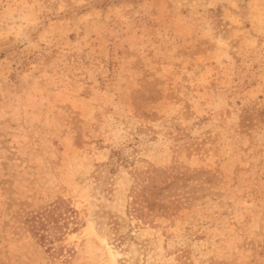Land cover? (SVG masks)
I'll use <instances>...</instances> for the list:
<instances>
[{
  "label": "rangeland",
  "instance_id": "1",
  "mask_svg": "<svg viewBox=\"0 0 264 264\" xmlns=\"http://www.w3.org/2000/svg\"><path fill=\"white\" fill-rule=\"evenodd\" d=\"M0 264H264V0H0Z\"/></svg>",
  "mask_w": 264,
  "mask_h": 264
}]
</instances>
